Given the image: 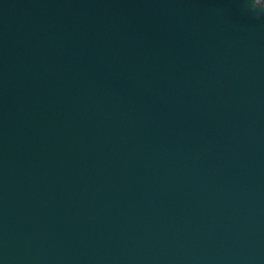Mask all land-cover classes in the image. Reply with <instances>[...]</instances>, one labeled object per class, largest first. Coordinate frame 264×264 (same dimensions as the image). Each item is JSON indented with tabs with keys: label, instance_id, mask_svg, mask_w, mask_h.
Wrapping results in <instances>:
<instances>
[{
	"label": "water",
	"instance_id": "obj_1",
	"mask_svg": "<svg viewBox=\"0 0 264 264\" xmlns=\"http://www.w3.org/2000/svg\"><path fill=\"white\" fill-rule=\"evenodd\" d=\"M252 3L0 0V264H264Z\"/></svg>",
	"mask_w": 264,
	"mask_h": 264
},
{
	"label": "clouds",
	"instance_id": "obj_2",
	"mask_svg": "<svg viewBox=\"0 0 264 264\" xmlns=\"http://www.w3.org/2000/svg\"><path fill=\"white\" fill-rule=\"evenodd\" d=\"M257 6L264 8V4H258L257 0H253L252 8H256ZM257 18H259V14L257 13Z\"/></svg>",
	"mask_w": 264,
	"mask_h": 264
}]
</instances>
